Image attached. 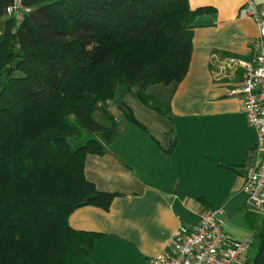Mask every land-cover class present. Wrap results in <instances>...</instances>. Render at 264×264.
I'll use <instances>...</instances> for the list:
<instances>
[{"label": "trees", "instance_id": "trees-1", "mask_svg": "<svg viewBox=\"0 0 264 264\" xmlns=\"http://www.w3.org/2000/svg\"><path fill=\"white\" fill-rule=\"evenodd\" d=\"M11 3L0 0V264H108L92 255L98 233L68 224L74 209L108 210L118 195L84 175L86 155L105 153L117 133L106 105L121 85L163 115L171 153L173 113L147 90L184 79L194 28L215 10L188 0H24L17 23ZM254 250L251 264H264V212Z\"/></svg>", "mask_w": 264, "mask_h": 264}, {"label": "crops", "instance_id": "crops-1", "mask_svg": "<svg viewBox=\"0 0 264 264\" xmlns=\"http://www.w3.org/2000/svg\"><path fill=\"white\" fill-rule=\"evenodd\" d=\"M188 2L191 8L213 7L215 13L203 16L202 24L194 28L184 79L147 90L170 106L176 147L167 153L171 122L125 91L117 102L114 97L106 105L117 120L115 137L106 144L105 153L88 154L84 160L85 178L98 190L118 195L108 210L93 205L74 209L68 224L74 230L98 233L92 255L108 264H148L150 258L169 253L172 232L180 225L196 224L199 213L209 208L224 210L225 229L233 238L253 234L245 264H251L255 253L263 213L242 189L246 173L242 166L257 136L240 96L229 94L240 75L226 59L249 55L257 26L238 16L245 0ZM121 102L145 129L125 118ZM99 115L97 121L109 123ZM251 157L249 168L255 150Z\"/></svg>", "mask_w": 264, "mask_h": 264}, {"label": "built area", "instance_id": "built-area-1", "mask_svg": "<svg viewBox=\"0 0 264 264\" xmlns=\"http://www.w3.org/2000/svg\"><path fill=\"white\" fill-rule=\"evenodd\" d=\"M23 2L12 0L6 7V15L17 23L29 10ZM238 16L255 22L257 36L249 42L246 58L226 59L240 75L229 94L240 96L246 120L256 131V158L244 175L242 189L254 207L264 210V2L245 0ZM252 241V233L241 240L227 233L222 208L204 209L196 224L180 225L172 232L169 253L150 258L148 264H245Z\"/></svg>", "mask_w": 264, "mask_h": 264}, {"label": "rangeland", "instance_id": "rangeland-1", "mask_svg": "<svg viewBox=\"0 0 264 264\" xmlns=\"http://www.w3.org/2000/svg\"><path fill=\"white\" fill-rule=\"evenodd\" d=\"M158 85L162 86V84H157L156 86H158ZM152 90H154V87H153ZM122 92H125V88H124L123 86L119 85V86L117 87V89H116V94H115V99H114L115 102H117V100L120 98ZM163 105H164V104H163ZM94 116H95V119H99V118H100V115H99L98 112L95 113ZM100 120L103 121V119H100ZM104 121H107V120L104 119ZM87 137H88V135H87V134H84V136H83L82 139H80V140H78V141L73 140V139H70V142L72 143L73 146H77L78 144L83 143V142L87 139ZM255 208H256V207H255ZM257 210L260 211V209H258V208H257ZM260 212L263 213L264 210L261 209ZM258 213H259V212H258ZM259 217H260V215H259Z\"/></svg>", "mask_w": 264, "mask_h": 264}]
</instances>
